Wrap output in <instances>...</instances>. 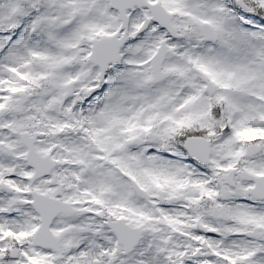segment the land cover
Segmentation results:
<instances>
[{
	"label": "snow or ice",
	"instance_id": "6c2138e0",
	"mask_svg": "<svg viewBox=\"0 0 264 264\" xmlns=\"http://www.w3.org/2000/svg\"><path fill=\"white\" fill-rule=\"evenodd\" d=\"M0 264H264V0H0Z\"/></svg>",
	"mask_w": 264,
	"mask_h": 264
}]
</instances>
